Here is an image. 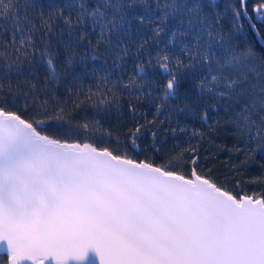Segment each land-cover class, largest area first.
I'll return each instance as SVG.
<instances>
[{
	"label": "snow or ice",
	"instance_id": "snow-or-ice-1",
	"mask_svg": "<svg viewBox=\"0 0 264 264\" xmlns=\"http://www.w3.org/2000/svg\"><path fill=\"white\" fill-rule=\"evenodd\" d=\"M257 23L264 0H0V264H264Z\"/></svg>",
	"mask_w": 264,
	"mask_h": 264
},
{
	"label": "trees",
	"instance_id": "trees-1",
	"mask_svg": "<svg viewBox=\"0 0 264 264\" xmlns=\"http://www.w3.org/2000/svg\"><path fill=\"white\" fill-rule=\"evenodd\" d=\"M255 19V17H253ZM245 31L248 33V35L245 37V39H251L254 42L257 41V37H255L253 31L247 26L248 21L245 20ZM257 27L261 29L262 32H264V23H257ZM92 115L91 109L81 110L76 115L77 120H83L85 117H90ZM102 123L104 124V127L110 128L114 125L115 120H102ZM67 128L66 125L61 126L57 124L56 122H52L50 127L48 128V132L50 135H53L56 138L60 139H76L83 142L85 138H92L96 137L99 134L94 133L92 131H84V130H77L76 133H74L71 136L65 135V129ZM217 144H225L228 147H231L234 143L233 140L229 139V137L225 134H221L218 137H214ZM94 142H96L98 145L100 144V141L97 139ZM109 147H115V144L107 145ZM205 148H207V145H205ZM211 152H215L216 155L214 158L209 160H201V163L207 167H214L213 175L216 177H219L221 180L224 179L225 176H232L233 173L229 171L230 165L232 164H239L240 161L243 159L242 156L237 155L235 153L229 152V151H218L213 148L210 150ZM208 155V153L201 152V157H204ZM143 158V157H140ZM162 157L156 158V163H160L162 161ZM189 169L187 167L184 168V171L187 172ZM201 170V169H198ZM261 171H264V169H260L258 164L251 165L246 171H243L242 178L247 179L250 175H258ZM232 186V183H229V187ZM258 186L255 185H247L245 184V188L247 190H252L254 188H257Z\"/></svg>",
	"mask_w": 264,
	"mask_h": 264
},
{
	"label": "water",
	"instance_id": "water-1",
	"mask_svg": "<svg viewBox=\"0 0 264 264\" xmlns=\"http://www.w3.org/2000/svg\"><path fill=\"white\" fill-rule=\"evenodd\" d=\"M253 33H254V32H253ZM254 35H255V34H254ZM255 37H256V36H255ZM256 39H257V41L259 40V38H258V37H257Z\"/></svg>",
	"mask_w": 264,
	"mask_h": 264
}]
</instances>
